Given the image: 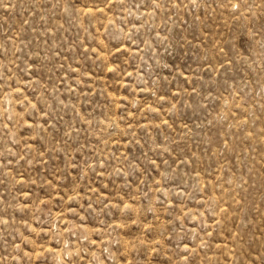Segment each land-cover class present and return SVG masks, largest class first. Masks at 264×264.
<instances>
[{"label":"rangeland","instance_id":"374dc122","mask_svg":"<svg viewBox=\"0 0 264 264\" xmlns=\"http://www.w3.org/2000/svg\"><path fill=\"white\" fill-rule=\"evenodd\" d=\"M0 264H264V0H0Z\"/></svg>","mask_w":264,"mask_h":264}]
</instances>
